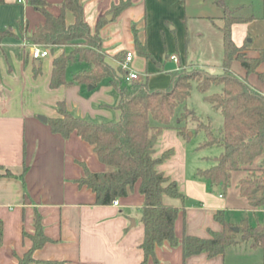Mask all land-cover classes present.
<instances>
[{"label":"crops","instance_id":"obj_1","mask_svg":"<svg viewBox=\"0 0 264 264\" xmlns=\"http://www.w3.org/2000/svg\"><path fill=\"white\" fill-rule=\"evenodd\" d=\"M45 1L53 14L59 13L62 0ZM190 1L81 0V3L91 31L103 17L104 22L99 28L101 46L105 58L114 67L119 66V54L132 50L131 65L143 74L148 60L153 59V50L163 48L183 53V59L175 53L166 55L167 60L177 64L173 70L198 64L211 71L210 63L187 62L190 38L195 36L203 39V53H217L220 63L218 69L211 72H220L222 34L209 18L220 23V18H216L218 13L212 15L205 11L204 0H192V5L196 6L192 10L187 7ZM234 2L228 6L225 0L228 7H240V10L260 4L256 0ZM259 2L262 4L260 12L250 11L246 15L252 16L251 19L231 26L234 43L238 46L248 43L245 52L250 57L258 56L259 50L264 48V0ZM120 5L115 12L113 9ZM221 15L222 10L219 17ZM73 19L72 13L66 10V22L71 23ZM43 20V15L28 0H0V30L13 32L0 40V264H16L30 248L29 235L35 231V213L40 215L43 232L48 238L33 250L36 260H64L66 264H141L144 254L140 244L144 228L139 221V208L144 197L138 185L127 196L119 198L118 205L95 203V194L80 185L77 179L83 175V164L91 171H103L108 166L98 159L92 145L75 132L63 137L53 132L43 120V117L57 115L54 106L60 100L78 116L91 120H116L119 116L115 107L118 95L107 79L95 88L77 83L50 87L54 53L33 59L28 50L30 43L19 36L20 33L30 34ZM196 22L207 23L206 31L194 27ZM134 29L151 58L136 52ZM67 47L57 46L55 54ZM76 62L80 69L84 67ZM157 65L162 70L160 64ZM34 67H39V71L35 72ZM231 68L264 92V80L258 75L264 72V61L249 74L238 60L232 61ZM72 77L65 74L66 81ZM169 148L173 150L172 154L156 168L174 180L184 194L183 200L164 198L166 203L179 208L174 221V233L179 241L184 235L207 238L211 231H220L222 225L214 218L218 210H223L224 216L228 208L256 210L238 192L236 183L241 171L235 179V192L224 195L207 179L196 175L197 168L206 165H202L187 139H183L173 125L160 132L155 154ZM6 170L11 175H6ZM235 247L236 243L230 244L214 256L203 251L184 257L180 244L171 246L163 242L156 246L155 257L157 264H235L233 256L239 253ZM147 264L154 262L149 258Z\"/></svg>","mask_w":264,"mask_h":264},{"label":"trees","instance_id":"obj_2","mask_svg":"<svg viewBox=\"0 0 264 264\" xmlns=\"http://www.w3.org/2000/svg\"><path fill=\"white\" fill-rule=\"evenodd\" d=\"M185 0H180L184 3ZM38 10L44 20L25 39L30 43H41L50 47L53 53L57 46H71L69 51L53 55L50 87L62 84H87L97 87L107 79L118 95L116 120H91L76 115L66 108L63 100L57 101L54 108L56 116L46 121L53 132L68 137L75 132L81 139L92 145L98 159L108 168L91 171L83 164V175L77 181L90 188L95 194V203L110 204L113 199L125 197L137 184L144 200L139 208V221L144 228L140 248L147 264L151 258L157 264L155 248L167 242L171 246L180 244L183 256L206 252L208 256L222 253L224 249L237 242H245L250 248H264V221L251 223L246 217L236 224L227 220L223 210L214 213V218L222 225L220 231H211L210 236L184 235L179 241L174 233V221L179 208L166 203L165 197L183 200L184 194L176 182L159 171L156 166L169 157L171 148L155 154V145L160 132L171 126V118L179 104H184L195 87L220 113L222 123L218 130L213 129L210 119H203L190 112L186 107L175 116L173 125L178 134L188 138V128L182 124L188 116L194 122V132L202 131L203 138L197 148L218 146L220 151L213 157L209 167H199L196 175L208 180L211 186L220 188L221 195L226 193L233 171H241L236 186L252 209H264V92L260 91L244 77L237 75L231 68L233 60H238L246 74L256 71L264 61V48L258 56L250 57L245 50L248 43L236 45L231 36L233 23L247 21L250 15L241 13L240 7L230 8L225 0H214L221 8L220 23L209 17L222 34V69L211 72L205 67H180L170 71V81L166 88L156 89L148 86L147 79L125 81L120 66H112L102 50L99 28L104 22L100 18L91 31L83 14L81 0H62L58 14L48 9L45 0H28ZM120 6L113 10L117 12ZM73 15L67 23L65 11ZM10 29L0 30V40L12 35ZM134 48L139 55L151 58V54L139 42L134 29ZM123 55H118L122 60ZM84 65L70 81H66V68L72 62ZM35 72L39 67H34ZM264 80V72L258 74ZM215 86L216 90L210 89ZM6 175L11 172L6 170ZM35 231L30 234V248L18 258L16 264H66L64 260H36L32 252L43 245L48 238L43 232L40 215L34 214ZM236 226L237 230L233 227ZM2 242V222L0 220V244Z\"/></svg>","mask_w":264,"mask_h":264},{"label":"rangeland","instance_id":"obj_3","mask_svg":"<svg viewBox=\"0 0 264 264\" xmlns=\"http://www.w3.org/2000/svg\"><path fill=\"white\" fill-rule=\"evenodd\" d=\"M205 1V11H208L212 15L215 13H218V16L216 17L219 19V15L221 14V8L214 2V0H204ZM235 0H226V3L228 6L234 5ZM239 1V0H236ZM260 4L252 5V7H245L241 10V13L243 14H249L250 11L260 12L262 10V4L259 2L260 0H256ZM193 1L191 0L188 3V8L195 9V4H193ZM251 8L253 10H251ZM217 15V14H216ZM205 22H196L194 23V27H199L203 29V31H206V25ZM20 37L25 39L24 33H20ZM26 40V39H25ZM12 41V40H10ZM30 43V41L26 40ZM202 42V43H201ZM69 46L65 50L66 52L69 51ZM188 52L186 54L187 62L194 61L195 63H201V61L210 63L209 68L211 71H216L218 69L219 60L217 57L216 52L211 53H203V39L197 38L195 36H192L190 38V44L188 47ZM174 50V52H173ZM173 50H164L163 48H159L158 50H153V59L148 60L147 65L145 66L143 71L140 73L141 78L147 79L148 86L150 88H156V89H164L168 86L170 81V71L173 70L175 65L171 61L167 60L166 55L170 54H177L180 55L181 59H183V53L181 50L175 51ZM56 51V49H55ZM55 51L53 52L55 54ZM52 52L48 55L51 56L53 54ZM53 54V55H54ZM157 63L160 64L162 67V70L158 68ZM193 65V64H192ZM192 65L184 66L189 67ZM217 65V66H216ZM195 66V65H193ZM198 66V64H196ZM203 67V66H201ZM80 71V64L72 62L69 64L66 68V76L71 77L75 73ZM211 90H216V87L213 86ZM184 107H186L190 112H194L196 115L203 119H210L213 129L215 131L218 130L219 126L222 123V117L219 112L213 110L209 103L203 100L202 94L193 87L190 93L189 98L187 101H185L184 104H179L175 109V114L171 118V125H174L176 123L175 116L178 115L180 112L183 111ZM182 124H185L188 128V138L187 142L188 145L192 147L193 154H196L200 157L202 165H206L203 167H209L212 164V160L207 159L205 157H213L217 155L220 151V148L218 146H208L203 148H197V145L203 138V132L197 131L194 132V122L190 120V116H188L185 120H183ZM204 157V158H203ZM239 175V171H233L230 178L229 186L226 190V192H235V179ZM220 188L217 189L219 192ZM216 192V191H215ZM166 198V197H165ZM246 217L251 223L255 222H263L264 221V211L262 210H247L244 208H228V210L225 211V218L235 222L240 221L241 218ZM239 253L238 255L234 254L233 259H235V264H264V248L258 247V248H250L248 244L245 242H237L235 247ZM235 249V250H236ZM232 257V256H231Z\"/></svg>","mask_w":264,"mask_h":264},{"label":"built area","instance_id":"obj_4","mask_svg":"<svg viewBox=\"0 0 264 264\" xmlns=\"http://www.w3.org/2000/svg\"><path fill=\"white\" fill-rule=\"evenodd\" d=\"M29 54L33 59H39L48 56L51 52L50 47L41 43H30L28 45ZM134 53L132 50H127L122 60L119 61V66L123 69V78L125 81L140 79V73L136 71L132 65ZM174 60H177L175 55H172ZM113 205H118V199L115 198L111 202Z\"/></svg>","mask_w":264,"mask_h":264},{"label":"water","instance_id":"obj_5","mask_svg":"<svg viewBox=\"0 0 264 264\" xmlns=\"http://www.w3.org/2000/svg\"><path fill=\"white\" fill-rule=\"evenodd\" d=\"M43 120H46V118H45V117H43ZM131 219H132V218H131ZM131 221H132V220H131ZM233 229H234V230H237V227H236V226H234V227H233Z\"/></svg>","mask_w":264,"mask_h":264}]
</instances>
